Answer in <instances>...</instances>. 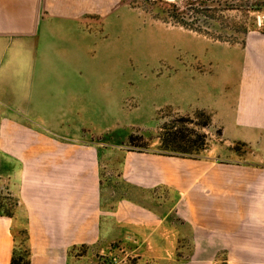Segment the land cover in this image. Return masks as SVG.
Instances as JSON below:
<instances>
[{
	"label": "crops",
	"instance_id": "obj_1",
	"mask_svg": "<svg viewBox=\"0 0 264 264\" xmlns=\"http://www.w3.org/2000/svg\"><path fill=\"white\" fill-rule=\"evenodd\" d=\"M123 7L122 0H0V193L27 216L30 264H86L117 241L167 259L178 242L189 243L179 264H264V37L234 53L243 58L233 64L242 65L241 79L219 113L226 139L248 147V164L122 154L115 178L137 195L178 193L162 211L109 186L100 149L82 138L129 91ZM14 225L0 214V264L12 262Z\"/></svg>",
	"mask_w": 264,
	"mask_h": 264
},
{
	"label": "rangeland",
	"instance_id": "obj_2",
	"mask_svg": "<svg viewBox=\"0 0 264 264\" xmlns=\"http://www.w3.org/2000/svg\"><path fill=\"white\" fill-rule=\"evenodd\" d=\"M122 3L128 10V49L121 54L129 67V91L112 114L104 115L107 121L83 130L82 138L100 149L102 165L112 172L109 186L164 211L178 201V193L163 188L160 197L137 195L115 178L122 154L170 152L177 156L167 157L248 164V147L226 139L219 113L229 106L227 95L241 79L242 65L235 70L233 64L243 58L234 53H242L250 38L264 37V0ZM119 51L112 57L120 58ZM0 214L14 218V250L24 263L29 261L27 216L10 193H0ZM160 244L169 250L167 243ZM189 249V243L178 242L171 257L156 258L152 250L142 256L140 242L117 241L106 252L93 251L86 264H179L188 260ZM79 250L89 253L86 247ZM217 260L227 264L225 258Z\"/></svg>",
	"mask_w": 264,
	"mask_h": 264
},
{
	"label": "trees",
	"instance_id": "obj_3",
	"mask_svg": "<svg viewBox=\"0 0 264 264\" xmlns=\"http://www.w3.org/2000/svg\"><path fill=\"white\" fill-rule=\"evenodd\" d=\"M205 126H207V125H205ZM133 140H134V137H131L130 141H133ZM140 153H146V152L140 151ZM157 155L177 156L174 153H170V152L159 153ZM11 264H30V260L24 263V258L23 257H18L17 254H16V251L14 250Z\"/></svg>",
	"mask_w": 264,
	"mask_h": 264
}]
</instances>
